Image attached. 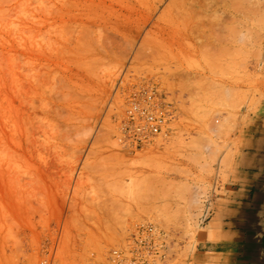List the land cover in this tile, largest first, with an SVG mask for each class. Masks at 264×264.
<instances>
[{
    "label": "rangeland",
    "instance_id": "obj_1",
    "mask_svg": "<svg viewBox=\"0 0 264 264\" xmlns=\"http://www.w3.org/2000/svg\"><path fill=\"white\" fill-rule=\"evenodd\" d=\"M251 1L261 3V27L244 43L221 27L235 0H105V6L93 8L100 23H92L93 11L80 5L90 11L85 16L90 20L74 23L76 28L70 24L73 38L66 26L70 33L64 35L77 53L66 66L75 70L73 62L80 61L85 78L70 83V76L63 83L69 73L63 66L61 83L54 84L58 90L49 84L55 98L49 86L45 89L50 106L42 109L48 111L39 110L46 114L41 125L47 129L39 128L40 135L41 117H35L32 142L25 136L24 143L21 129L19 136L10 131L17 138L23 134L21 145L9 132L13 127L4 130L17 143L7 142L8 135V148L29 146L30 152L15 159L9 149L15 161L8 162L7 184L0 179V264H106L108 252L141 223L170 235L169 264H193L197 235L227 179L239 133L264 101V0ZM38 3L0 0L1 109L8 89L6 60L21 62L23 21ZM149 82L165 92L175 117L164 135L135 147L122 141L120 124L129 93ZM221 84L229 90L228 107ZM26 100L18 109L32 101Z\"/></svg>",
    "mask_w": 264,
    "mask_h": 264
},
{
    "label": "bare ground",
    "instance_id": "obj_2",
    "mask_svg": "<svg viewBox=\"0 0 264 264\" xmlns=\"http://www.w3.org/2000/svg\"><path fill=\"white\" fill-rule=\"evenodd\" d=\"M38 1H40V4L38 3L40 6L38 7V9H36L37 11H34L31 14L27 13L26 18L23 21V26L21 29V33H22L21 39L22 40H21V44H20L21 45V47H20L21 54L18 53V54H20L21 62H18L20 60L17 61V58H16V61L19 63L17 66L16 64H13L15 60H12L11 58H10L11 60H9V59L6 60L8 62V66L6 65L7 66L6 67L7 68V74H6L7 79H5L6 80L5 81L6 82L5 87L8 89L6 90L7 94L5 95L6 91H4L5 93L3 94L4 98L6 96V99H5L6 101L4 100L6 104L5 105L2 104V106H3L2 109L0 107V109L2 110V112L0 110V122H1L0 123L1 124L0 125L1 126L0 127V129H1L0 130V179L2 180L1 182H3V183L6 182L5 184H7V182L9 181L8 175L10 174V171L8 173V168L9 167L11 168V166H13L16 157L19 155L18 153H21V152L24 153L23 150L25 151V153H26V151L30 152V151H28L29 146L27 148V146L25 144H24V147L27 148V150H25L23 148V150L21 149V151H19L20 148H22V146H20L21 141H19L20 137L23 136V134H24V136H23L24 137V143H27L28 142L27 139H29V138H30L29 140L34 139L35 136L33 134V131H31L33 128L31 129L30 126L34 127L37 125L38 122H40V125H41V123L45 122L43 119L46 116V114H45V116L42 115L43 118H42V116L39 115V110H41L43 106H46V107L50 106V105L47 106L48 101L45 100L46 99V97L44 95L45 89L48 88L47 86H49V84H51V83H53L52 86L54 87L55 86L54 84H56V82L58 80L61 83L60 79L57 80V78H58L57 76H59V75L61 77L63 76V74L66 71V70L64 71V67H67L66 66L67 61H68V64H71L70 63L71 62L70 56L73 57L74 54H77V53H74V51H75L74 46H76V45L71 44V42L68 41L69 39H67L72 35V31L74 29V28L72 29V27H71L72 25H70V24L73 23V27H75V28H76V25L74 26V23L83 26V24L85 23L84 18H85V16L88 17L87 15L90 12V11L87 12L88 10L93 11V8L95 9L97 7L100 8L101 6H105V0H85V1H83V0L82 1H80V0H66V1H64L63 0L64 2L62 0H38ZM55 1H58L61 3L63 2V4H61V3L58 4ZM235 1H236L235 3L234 2L231 3V6H232V7H230V8H232V10H231L232 13L230 12L231 16L229 15L228 17H226V19L230 18L229 20H226V21H228V23L225 21L226 23L222 24L221 27L223 30H227V31L230 30L233 32L234 35L233 34L232 35H233L234 41H237V43H242V42L244 43L245 40H247L248 35L253 37L254 36L253 34H255L257 32L256 29L261 27V25H260L261 24V18L258 16V13L260 12L259 6L261 3L257 2V6H255V1L254 2L251 0H235ZM66 3H68V5ZM80 5L87 6L88 10H86V11L82 10L83 6L80 7ZM78 8H81V9H78ZM83 9H84V7H83ZM94 11H97V10H94ZM94 11L92 12V14L94 13L95 16H94V14L90 15V17L92 19L91 20L92 23L93 22L96 23V20L99 18L98 15H96L97 13H95ZM84 12H86V14ZM89 14H91V13H89ZM93 16H94V19H93ZM86 19L90 20L89 18H85V20ZM97 21L99 22V19ZM100 21H101V19H100ZM86 24H90V23H86ZM68 25H70L69 27H71V28H69L71 31V34H69L70 32L67 33L68 27L66 28V26H68ZM78 28L80 29V27H78ZM83 28L81 27V30L84 32L85 30H83ZM84 29H86V27ZM74 31H75V29H74ZM64 32L66 34H69L70 36L69 37L67 36V38H66L64 35L65 34ZM79 34L82 37L83 33H79ZM75 35H77V33H75ZM73 36H71V37L73 38ZM77 36H76V38H77ZM77 39H79V38H77ZM77 39H74V40L77 41ZM74 40H73V42H74ZM77 42H80V40ZM77 45H79V44H77ZM18 47H19V45H18ZM238 50H239V48H238ZM239 51H241V50H239ZM8 54H10V52ZM15 55H16V53H15ZM8 57H10V56H8ZM79 57H81V56H79ZM14 59H15V57H14ZM72 62H73V60H72ZM73 63L74 64L77 63V65H74V67L76 69L71 70L72 68L70 67L71 71H69L68 70L69 67H67V70L69 71V73L67 75V72H66V74H64V76L62 77L63 78L62 80H64L65 78L70 79L71 78L70 76H72V80L70 79V83H78V81H81L78 79H81V77H82L81 75H83L81 73L82 67L80 66L82 64L80 61L79 62L74 61ZM73 63H72V66H73ZM16 66L17 67L20 66V70H18L19 68H17ZM79 66L81 67L80 70H79ZM15 71L16 72L20 71V73L15 74L16 73ZM61 72H62V75H61ZM84 73H85V71H84ZM60 76H59V78H61ZM84 76L85 75H83V77ZM20 78H22V81ZM19 79L21 82L19 81ZM68 82H69V80H68ZM63 83H65V80ZM57 84L59 85V83H57ZM50 87H51V85L48 88V89H50L49 94L51 93V96H52L53 92H50L51 91ZM55 87H57V86H55ZM55 87H54V89H55ZM59 87H62V86H59ZM54 89H52V90H54ZM221 89H222V91H224L225 96H227V94H228L227 92L229 91L228 88H226V86L221 84ZM57 90H58V87H57ZM15 92H16V95L14 94ZM45 93H47V92H45ZM54 93H56V92L54 91ZM12 94L15 96H13ZM17 94H19V95H17ZM56 94L57 95H54V96H56V98H57L58 97V91ZM17 96H18L19 101L17 99ZM19 96H20V98H19ZM14 97L18 101L17 103H19V104H16V102H15L16 100H14ZM49 97H50V95H49ZM22 98H23V101H22ZM52 98H55V97L52 96ZM26 99H28V100H26ZM30 99L32 100L31 102H30ZM224 99L225 100L223 102V105H226L228 107V96H227V98L224 97ZM25 100L30 102V103H27L28 106H30V104L34 105L35 100L36 101L40 100L39 102L41 104L40 103H38V104H40L41 106L40 105L38 106L35 103L36 106L31 105L30 106L31 108L29 107L30 110H28L29 108L28 109L23 108V107H26L25 105H27V104L24 105V103H26V102H24ZM22 102H24L23 107L21 106L22 108L20 107V109H18L19 106L22 105L21 104ZM45 102L47 104H45ZM46 107H44V108L46 109ZM17 109H18V111H17ZM23 109H27L28 111L23 112L24 111ZM45 109H42L41 111L47 112L48 110L47 109L45 110ZM19 110H21L25 114H23V113H22L23 115L19 114ZM27 112H30V113H27ZM38 115L41 117L42 120L40 119V117H38ZM35 117H38L37 120H39V119L40 120L38 122H37V120L35 122L33 121L34 123H36V122L37 123L35 125L33 124V126H32L30 123L32 122L33 119L35 120ZM231 117L232 116L230 114L228 116L226 115L223 119L224 122H223V125L221 127L225 126L224 124H226L228 121H230ZM41 121H43V122H41ZM9 124H10V126H9ZM45 124H46V122H45ZM5 127L6 128L7 127H10V128L13 127V129L11 128L12 130H9V132L10 131H16V133L13 132V134L10 132L13 136H14V133L17 134V136H19V133H17V132H19L18 131L19 129H21L23 134L20 132V137H18L19 139L17 137H15L16 135L14 137L17 140L13 139L14 137L12 135L5 133V131L7 130V132H8V129H9V128L5 129ZM37 127H38V130H37ZM37 127H34V129L36 128L35 130H37L39 133L42 132V129L40 131L39 128L47 129L46 127L43 126V124L41 125V127L39 125H37ZM47 127H48V124H47ZM37 131H35V132L37 133V135H39ZM43 131H45V130L43 129ZM47 131L48 130H46V132ZM36 133H35V135H36ZM42 133H40V135ZM37 135H36V138H37ZM40 135L38 138L41 137ZM7 136H8V138H7ZM10 136H12L13 138ZM25 136L29 137V138H25ZM44 137H45V135H44ZM6 138L8 140H10L7 142H12V144H14V145H16L17 143L18 144L20 143L19 150H17L18 148H16V149L14 148V151H13V149L11 147L8 148L9 146H8V143H6ZM10 138L15 140L16 142L17 141H19V142L15 143L14 141H11ZM37 140H35V142L33 141V143L35 145L39 143V142H36ZM31 142H32V140H31ZM12 144L10 143V145H12ZM34 144L31 146L34 147ZM16 147H18V145ZM35 148H37V147H35ZM9 149L12 150V153H15L16 155L15 154L12 155L11 151ZM15 150L18 152H15ZM32 152H33V149H32ZM10 154L12 157L14 156L15 159L13 158V160H11L12 157L9 156ZM7 157L10 158L11 161L9 159H7ZM8 162L10 164L12 162L13 163L11 164V166H9ZM6 179H7V181H6ZM1 186H3L2 183H1ZM4 186H6V185H4ZM2 188L5 189L4 187H2ZM160 205L162 206L163 204L160 203Z\"/></svg>",
    "mask_w": 264,
    "mask_h": 264
},
{
    "label": "crops",
    "instance_id": "obj_3",
    "mask_svg": "<svg viewBox=\"0 0 264 264\" xmlns=\"http://www.w3.org/2000/svg\"><path fill=\"white\" fill-rule=\"evenodd\" d=\"M209 206L193 264H264V101L242 127Z\"/></svg>",
    "mask_w": 264,
    "mask_h": 264
},
{
    "label": "built area",
    "instance_id": "obj_4",
    "mask_svg": "<svg viewBox=\"0 0 264 264\" xmlns=\"http://www.w3.org/2000/svg\"><path fill=\"white\" fill-rule=\"evenodd\" d=\"M174 117L172 103L157 84L149 82L136 87L128 95L125 117L120 124L122 141L135 147L149 144L167 132ZM173 248V240L164 229L141 223L129 233L121 247L108 252L105 263L169 264Z\"/></svg>",
    "mask_w": 264,
    "mask_h": 264
}]
</instances>
